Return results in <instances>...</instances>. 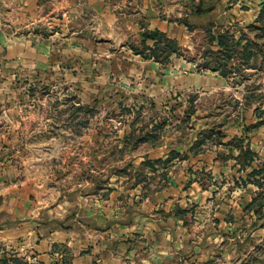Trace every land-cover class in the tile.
Instances as JSON below:
<instances>
[{
	"label": "rangeland",
	"instance_id": "obj_1",
	"mask_svg": "<svg viewBox=\"0 0 264 264\" xmlns=\"http://www.w3.org/2000/svg\"><path fill=\"white\" fill-rule=\"evenodd\" d=\"M146 1L124 7L113 0L100 3L99 8L110 5L115 15L110 26L105 19L102 24L103 12L93 7L87 14L80 8L65 11L64 27L42 18L19 28L31 38L43 34L44 40L35 37L32 45L38 52L39 44H46L51 66L37 65L31 52L30 63L10 68L8 82L0 78V92L14 97L9 101L13 131L7 135L0 129V140L11 142L0 149V159L9 161L2 166L13 170L9 182L53 196L64 207L63 218L70 220L66 227L77 228L71 246L60 245L44 262L32 254L28 264H72L79 253L91 254L86 264H264V174L249 176L252 169L264 167V124L244 132V125L260 121L258 103L246 110L243 85L210 70L198 71L184 59L173 57L155 68L154 60L148 63L135 54L129 43L140 42L141 31L139 24L132 30L134 22L181 18L195 6L194 0ZM230 1L208 2L204 7L214 10H198L192 23L231 25L236 15L250 21L264 2L237 0L230 10ZM173 26L168 33L194 51L200 37ZM75 47L83 53L76 54ZM260 82L264 109V77ZM191 94L199 109L188 120ZM56 100L66 109L62 116L47 111L57 106ZM225 118L219 131L226 141L243 136L257 155L245 169L233 158L239 152L224 148L220 152L227 154L226 162L216 152L182 164L156 161L166 157L170 146L182 144L185 151L184 144L199 130ZM154 125H162L158 132L165 145L132 148L126 136L133 127L139 134L142 126ZM191 178L199 181L186 190ZM179 206L188 210L184 218L173 215H180ZM12 254L2 252L0 259Z\"/></svg>",
	"mask_w": 264,
	"mask_h": 264
},
{
	"label": "crops",
	"instance_id": "obj_2",
	"mask_svg": "<svg viewBox=\"0 0 264 264\" xmlns=\"http://www.w3.org/2000/svg\"><path fill=\"white\" fill-rule=\"evenodd\" d=\"M110 1L111 0H0V78L3 81L8 82L9 79H11V77L8 76L10 68L19 67L26 61L30 63V59L32 58V56L30 55L31 52L35 54L33 58H36L35 62L37 63V65L51 66V62L49 60L50 51L46 49V44H39L40 50L38 52L36 51V48L32 45L34 44L32 40H35V37L38 41L44 40L43 34L35 32L33 34V38H31L30 34H27L24 31H19V28L24 29L31 20L41 21L42 18H50L51 20L59 21V25H62L61 27H64L65 18L62 17V15L65 11L72 12L74 11V8H80L82 14H85L83 13V11L85 12V10L87 14L90 9H93V7L95 9H100V12H103L102 24H104L105 19L108 26H110L111 17L115 16L114 14H112L111 6L103 5L101 8H99L100 3L109 4ZM200 1L202 0H194L193 3L195 5H198ZM113 2L118 5L120 4L124 7L127 4H139L140 2L145 3L147 1L113 0ZM208 2L212 4V0H203V5L199 8V10H202L201 13L207 14L214 10L215 7L211 10H209V8L204 7ZM228 3L230 4V6H233L230 10H233V8L237 5L238 1L231 0ZM263 5L264 2L259 5L258 10L254 15V19L257 17ZM194 16L195 15H192L191 19H193ZM236 16L237 19L233 22V24H247L254 20L253 19L250 21H240L238 20V15ZM177 23L179 24L180 28L182 26L186 28V26H184L183 24H180L177 21H172L164 16L163 18L158 17L152 19L151 24L148 26L150 29H159L161 31L166 32L170 37L179 39L178 37L172 36L168 33V31H171L174 28L173 25H178ZM138 24L140 25V21L133 23V31L139 29V27L141 31V25L138 27ZM188 33L190 32L188 31ZM85 41L90 42L89 40ZM35 45L37 46L38 44ZM92 48L94 49V45ZM73 51L76 52V54L83 53V50L78 47H75ZM177 58L184 59L181 57ZM145 61L148 63L151 62L148 59H145ZM184 62L188 65H193L195 67V64L193 62H189L185 59ZM151 64H153V66L157 68L161 63L159 64V62L152 61ZM216 74L223 80H228L227 78H224L218 73ZM69 76L73 77V74H70ZM31 94H33V92ZM11 99H14L11 92H0V102H4L3 105L0 104V114L1 118L5 117V124H3L0 129L2 132H6L7 135L11 131H13L11 127L13 126V124L9 125V122H13V110L9 106V101ZM13 103L14 102L12 101L10 105H12ZM56 103H58L56 104V107L47 108V111H49L50 113L55 111L54 113L56 115L57 112L59 115L61 114V116L64 115L63 113L64 111H66V109H63L62 107L59 108L62 103L61 100H56ZM194 116L195 115H193L192 117ZM206 127L202 129H205ZM232 137H234V135ZM197 138L198 137L196 133L195 138L190 143H187L188 145L186 143L184 144L187 147L185 151H181V149L179 148L180 146H182V144H177V146H170L169 152L166 154V157H159L156 159V161L158 159H161L163 163L160 164H168L171 162H175V164H182L187 162L192 156L196 157L199 155H205L214 152L217 153L216 156H218L219 154L221 155L223 154L220 152L221 148H224V150H226L227 152H231V149L228 146L222 144L217 145L213 143H207L203 146L204 150L202 152L194 154L190 152L189 149L197 140ZM226 140L227 139L224 138L223 142H226ZM10 143L11 142L9 139H6L5 142L4 140H0V149H8ZM142 144H148L153 149H158L165 145L164 141H162L161 139H159L158 143L155 145L149 142ZM172 150L178 151L181 156L176 157L170 161H166L170 156ZM235 151L238 150H234L232 154H234ZM219 159L225 162L228 160V158ZM8 163V160L4 162L2 159H0V253L11 250L13 254H17L18 256H24V261L31 260L32 254H35L34 259H38L43 262L48 261L52 259V254L56 253L60 245L71 246L72 243L76 242L74 235L77 233V228L66 227L67 222H69L70 220L68 221V219H64L66 217L63 218L61 210H63L64 207L60 203H56L57 200L54 199L53 196H49V194L45 192V190H43L42 193L37 192L36 195V193L30 190V187L27 186L25 183L16 184L14 182H9V176H12L13 170L9 169L7 166H2ZM191 173L192 176L196 175V172L193 170H191ZM196 181L199 180L191 178V183L189 182L190 186L188 188L185 187L186 190H190L193 186L197 185ZM177 210L180 212V215L173 214L177 218H184V216L188 214V210L183 209L180 206L177 208ZM181 211H185V213H182ZM168 215L171 216L172 214L169 213ZM90 258V253H79L78 256L73 259L72 264H86L90 262Z\"/></svg>",
	"mask_w": 264,
	"mask_h": 264
},
{
	"label": "trees",
	"instance_id": "obj_3",
	"mask_svg": "<svg viewBox=\"0 0 264 264\" xmlns=\"http://www.w3.org/2000/svg\"><path fill=\"white\" fill-rule=\"evenodd\" d=\"M202 5L203 0L190 9V13H184L181 18H170L172 21H177L186 26L191 34L200 37L194 51L183 45L179 39L170 37L166 32L159 29H150L143 21H140V42H130L129 46L135 54L141 55L145 59H152L166 65L173 57H181L193 62L198 71L210 70L231 80L234 85H243L246 110L250 109L253 104L258 103L255 113L259 114L260 118V121L255 124L244 125V132L249 133L264 124V109L261 106L263 92H259L262 87L260 79L264 77V5L257 17L247 24L220 25L212 21L197 26L192 23L191 17L196 15ZM195 101L196 95H189L185 111L188 120L198 112L199 106ZM211 115L213 116V112ZM223 120L220 123L214 122L205 129L199 130L197 132L198 138L189 150L194 154H198L204 150L203 146L207 143L228 146L231 153L234 150L239 151V155L235 159L240 168L245 169L257 155L251 149L249 142L245 144L243 136L236 135L229 141L223 142L226 135L219 130L223 128L227 118ZM239 122L240 120L236 123L240 124ZM161 128L162 125H154L149 129L147 126H142L140 128L141 132L137 134L136 128L133 127L132 132L126 138L134 149L146 142L155 145L160 139L158 130ZM180 156L178 151L172 150L166 161ZM218 157L227 158V155L219 154ZM157 162L163 163L161 159H158ZM261 174H264V167L252 169L249 176L256 177ZM256 182L260 181L257 180ZM256 201L257 199L250 203L248 209L253 207ZM181 212L185 213V211ZM257 212L260 215L261 209H257ZM0 264H27V262L17 254H12L9 258L0 259Z\"/></svg>",
	"mask_w": 264,
	"mask_h": 264
}]
</instances>
